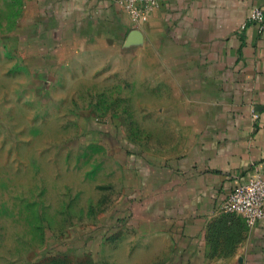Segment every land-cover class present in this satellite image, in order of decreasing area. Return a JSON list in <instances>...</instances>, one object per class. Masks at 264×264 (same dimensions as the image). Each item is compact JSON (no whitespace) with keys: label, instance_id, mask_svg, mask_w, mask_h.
I'll list each match as a JSON object with an SVG mask.
<instances>
[{"label":"rangeland","instance_id":"rangeland-1","mask_svg":"<svg viewBox=\"0 0 264 264\" xmlns=\"http://www.w3.org/2000/svg\"><path fill=\"white\" fill-rule=\"evenodd\" d=\"M85 43L0 41V264H174L132 229L129 164L178 151L189 106L150 46Z\"/></svg>","mask_w":264,"mask_h":264},{"label":"crops","instance_id":"crops-1","mask_svg":"<svg viewBox=\"0 0 264 264\" xmlns=\"http://www.w3.org/2000/svg\"><path fill=\"white\" fill-rule=\"evenodd\" d=\"M158 2L133 22L117 0H0V41L45 54L78 40L150 46L189 106L188 130L178 151L133 154L132 229L174 264H264V219L220 208L235 184L264 176V32L239 29L264 0Z\"/></svg>","mask_w":264,"mask_h":264},{"label":"built area","instance_id":"built-area-1","mask_svg":"<svg viewBox=\"0 0 264 264\" xmlns=\"http://www.w3.org/2000/svg\"><path fill=\"white\" fill-rule=\"evenodd\" d=\"M158 1L117 0V3L136 22L145 20L149 11L158 6ZM248 24H254L259 32H264V8H251L239 29L243 30ZM220 208L223 212L240 214L250 225L264 219V176L255 174L235 184Z\"/></svg>","mask_w":264,"mask_h":264}]
</instances>
